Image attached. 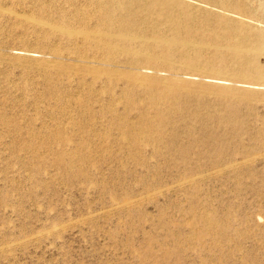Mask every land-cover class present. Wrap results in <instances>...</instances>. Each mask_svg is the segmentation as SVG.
Wrapping results in <instances>:
<instances>
[{
    "label": "rangeland",
    "instance_id": "rangeland-1",
    "mask_svg": "<svg viewBox=\"0 0 264 264\" xmlns=\"http://www.w3.org/2000/svg\"><path fill=\"white\" fill-rule=\"evenodd\" d=\"M0 264H264V0H0Z\"/></svg>",
    "mask_w": 264,
    "mask_h": 264
},
{
    "label": "bare ground",
    "instance_id": "bare-ground-1",
    "mask_svg": "<svg viewBox=\"0 0 264 264\" xmlns=\"http://www.w3.org/2000/svg\"><path fill=\"white\" fill-rule=\"evenodd\" d=\"M57 56H59V55H57ZM65 58V57H64ZM59 59V58H58ZM60 60V59H59ZM61 60H63V59H61ZM73 62V61H72ZM76 62V61H75ZM60 63V62H59ZM83 63V62H82ZM87 64V63H86ZM131 70V69H130ZM121 73V72H120ZM162 75H163V73H162ZM155 76H156V74H155ZM126 78V77H125ZM114 79V78H113ZM152 80L150 81V82H148V85L149 86H145L146 88H150V89H152V88H154V87H156L155 85H157V83H158V79H157V77H154V78H151ZM163 82V81H162ZM163 84V83H162ZM163 85H165V83L163 84ZM165 118H163V117H161L159 114L157 115L156 114V116H155V119H154V122L153 123H151L150 125H147L146 127H145V129L146 130H148L150 133H159V129H160V126L162 125V124H164V122H165ZM141 128H143V126L141 127Z\"/></svg>",
    "mask_w": 264,
    "mask_h": 264
}]
</instances>
